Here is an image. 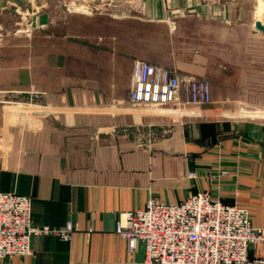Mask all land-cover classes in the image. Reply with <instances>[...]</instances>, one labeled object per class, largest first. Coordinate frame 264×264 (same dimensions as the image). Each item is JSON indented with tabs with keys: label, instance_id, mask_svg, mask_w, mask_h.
Masks as SVG:
<instances>
[{
	"label": "crops",
	"instance_id": "crops-1",
	"mask_svg": "<svg viewBox=\"0 0 264 264\" xmlns=\"http://www.w3.org/2000/svg\"><path fill=\"white\" fill-rule=\"evenodd\" d=\"M138 1L136 20L174 43L161 65L206 80L211 102L133 105V64L120 86L115 69L82 79L79 47L30 42L22 61L0 41V193L30 197L37 226L72 227L68 240L36 237L30 257L0 264H142L115 230L150 199L179 204L207 191L264 223V35L232 23L233 1ZM251 255L264 257V246Z\"/></svg>",
	"mask_w": 264,
	"mask_h": 264
},
{
	"label": "built area",
	"instance_id": "built-area-1",
	"mask_svg": "<svg viewBox=\"0 0 264 264\" xmlns=\"http://www.w3.org/2000/svg\"><path fill=\"white\" fill-rule=\"evenodd\" d=\"M128 99L133 105L200 107L211 102V90L204 79L135 61ZM188 178L197 175L190 172ZM115 232L129 254L141 253L142 264H264V257L251 255L254 246H264V223L253 226L247 210L207 191L179 204L150 199L144 208L121 215ZM71 233L70 224L59 230L35 225L30 197L0 193V261L30 257L36 237L56 234L68 240Z\"/></svg>",
	"mask_w": 264,
	"mask_h": 264
},
{
	"label": "rangeland",
	"instance_id": "rangeland-1",
	"mask_svg": "<svg viewBox=\"0 0 264 264\" xmlns=\"http://www.w3.org/2000/svg\"><path fill=\"white\" fill-rule=\"evenodd\" d=\"M225 1H233L227 9L234 25L263 24L256 10L264 0ZM142 8L138 0H0V41L15 47L11 56L22 61L30 42L45 52L51 46L70 53L79 47L82 79L103 81L115 69L121 86L135 61L163 66L174 47L163 26L136 20Z\"/></svg>",
	"mask_w": 264,
	"mask_h": 264
},
{
	"label": "bare ground",
	"instance_id": "bare-ground-1",
	"mask_svg": "<svg viewBox=\"0 0 264 264\" xmlns=\"http://www.w3.org/2000/svg\"><path fill=\"white\" fill-rule=\"evenodd\" d=\"M262 2V1H261ZM256 13L258 14L259 17L263 16L264 14V3L258 4ZM258 17V18H259ZM255 26V24H254ZM255 30L261 34H263L261 31L258 30V28L255 27ZM264 35V34H263Z\"/></svg>",
	"mask_w": 264,
	"mask_h": 264
},
{
	"label": "water",
	"instance_id": "water-1",
	"mask_svg": "<svg viewBox=\"0 0 264 264\" xmlns=\"http://www.w3.org/2000/svg\"><path fill=\"white\" fill-rule=\"evenodd\" d=\"M255 27L258 28V30L261 31L264 34V15H263V24L256 23Z\"/></svg>",
	"mask_w": 264,
	"mask_h": 264
}]
</instances>
